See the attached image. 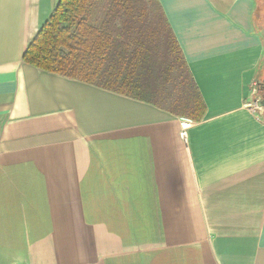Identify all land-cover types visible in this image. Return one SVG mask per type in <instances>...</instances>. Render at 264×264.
Masks as SVG:
<instances>
[{"label":"crops","instance_id":"0c3cea01","mask_svg":"<svg viewBox=\"0 0 264 264\" xmlns=\"http://www.w3.org/2000/svg\"><path fill=\"white\" fill-rule=\"evenodd\" d=\"M59 0H0V264H264L257 0H159L199 120L23 63Z\"/></svg>","mask_w":264,"mask_h":264},{"label":"trees","instance_id":"16d2710c","mask_svg":"<svg viewBox=\"0 0 264 264\" xmlns=\"http://www.w3.org/2000/svg\"><path fill=\"white\" fill-rule=\"evenodd\" d=\"M22 61L178 117L205 114L159 0H59Z\"/></svg>","mask_w":264,"mask_h":264},{"label":"rangeland","instance_id":"374dc122","mask_svg":"<svg viewBox=\"0 0 264 264\" xmlns=\"http://www.w3.org/2000/svg\"><path fill=\"white\" fill-rule=\"evenodd\" d=\"M258 15H259L258 18H260L261 28L264 30V5L260 4V6H259V3H258ZM259 94H260V96H262L261 92ZM262 110H264V108H262Z\"/></svg>","mask_w":264,"mask_h":264},{"label":"built area","instance_id":"2783aa9c","mask_svg":"<svg viewBox=\"0 0 264 264\" xmlns=\"http://www.w3.org/2000/svg\"><path fill=\"white\" fill-rule=\"evenodd\" d=\"M260 90H259V84H258V86H256V88H255V90H254V101H253V103L251 104L253 107V109L255 110V109H262V108H260V107H258V105H257V101L258 100H260L261 99V97L262 96H260ZM259 94V95H258Z\"/></svg>","mask_w":264,"mask_h":264},{"label":"water","instance_id":"95a60500","mask_svg":"<svg viewBox=\"0 0 264 264\" xmlns=\"http://www.w3.org/2000/svg\"><path fill=\"white\" fill-rule=\"evenodd\" d=\"M259 90L262 93V97L257 101V105L260 108H264V79L259 83Z\"/></svg>","mask_w":264,"mask_h":264},{"label":"flooded vegetation","instance_id":"af4514ba","mask_svg":"<svg viewBox=\"0 0 264 264\" xmlns=\"http://www.w3.org/2000/svg\"><path fill=\"white\" fill-rule=\"evenodd\" d=\"M257 2L259 3V6L260 4L264 5V0H257Z\"/></svg>","mask_w":264,"mask_h":264}]
</instances>
